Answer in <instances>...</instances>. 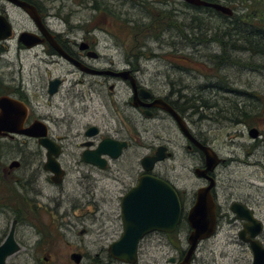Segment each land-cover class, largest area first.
Instances as JSON below:
<instances>
[{"label": "rangeland", "instance_id": "374dc122", "mask_svg": "<svg viewBox=\"0 0 264 264\" xmlns=\"http://www.w3.org/2000/svg\"><path fill=\"white\" fill-rule=\"evenodd\" d=\"M39 1L52 14L49 20L54 27H63L55 13L66 15L70 8L77 11L80 6L78 0ZM140 1L152 4V0ZM168 1L166 7L154 4V14H158L159 25L164 27L159 32L139 26L135 29L133 22L139 21V16H146L139 15L134 9H130L133 14L129 16L132 18L129 22L126 15L117 20L108 19L116 24L108 29L116 37L107 39L98 47V52L104 56L106 65L112 59L121 69L127 66L124 56H138L139 60L132 62L141 70L138 79L154 90L155 95L165 96L171 89L179 90L182 99L193 108L187 111L195 121L194 124L188 123L189 129L193 134L200 132L224 160L214 170L213 178L216 182L215 202L228 218L218 221L215 234L200 243L193 264H251L252 252L237 236L239 225H231L228 219L233 216L229 205L239 202L250 208L264 224V56L251 55L248 50L230 48L228 51V47L222 49L219 42L221 40L225 46L232 44L223 37L224 31L232 27L234 20L248 13V6L254 3L251 1H255L258 10L261 8L262 11L264 0H229L226 7L232 14L226 19L211 9H199L179 0ZM6 7L14 19L17 33L32 27L25 14L9 4ZM163 12L168 14L165 13L166 18L161 20ZM83 13L85 11L66 17H72L70 22L75 23L88 16ZM115 27L119 28L117 32ZM233 43L240 45V42ZM9 54L0 64V81L10 78V84H25L27 92L35 98L32 102L34 116L44 119L53 134L66 139L65 149L69 146L66 136L68 141L80 140L83 130L90 124L98 126L101 135L119 138L129 134L131 138L130 147L102 172L75 170L76 158L65 155L62 163L68 166H64L66 177L61 186L52 188L56 202L49 205L46 197H40L41 206L36 215L24 216L16 227L20 251L10 257L7 264H73L70 260L72 253L83 256L81 264L108 262L107 247L122 232L118 201L141 175V158L149 153L150 147L155 149L159 144L167 146L172 156L159 163L153 172L179 191L185 211L189 209L194 193L205 182L193 174L198 158L187 152V141L170 119L149 120L137 116L136 131L129 132L123 116H118L119 107L111 101L116 100L123 108L130 94L123 82L108 80L109 84H115L112 96L107 87L99 96L88 94L86 86L70 82L81 79L77 73L67 74L71 67L63 61L52 64L48 59L44 61L42 49L41 59L36 50L17 53L16 47H11ZM220 55L225 63L218 69L215 61H221L218 60L222 59ZM53 77H60L64 84L58 94L50 97L46 84ZM78 89L85 95L82 101L76 95ZM260 104H263L261 110L258 109ZM258 110L259 115L255 112ZM242 113L246 114L243 118ZM70 122L72 128L68 130ZM251 128L260 131L262 140L261 136L254 140L248 135ZM78 134L81 135L79 138ZM18 142L21 145L13 144L20 145L22 150L35 148L32 141L23 144L19 139ZM18 155L9 153L8 158L19 161ZM24 161L26 165V157ZM27 169L28 166L19 170ZM43 193L48 195V188H43ZM13 219L10 210H0V243ZM179 230L183 250H186L189 226L184 218ZM260 240L263 243V238ZM171 257H177L176 251L166 245L165 239L157 237L151 244H145L137 264H168Z\"/></svg>", "mask_w": 264, "mask_h": 264}, {"label": "flooded vegetation", "instance_id": "af4514ba", "mask_svg": "<svg viewBox=\"0 0 264 264\" xmlns=\"http://www.w3.org/2000/svg\"><path fill=\"white\" fill-rule=\"evenodd\" d=\"M20 1L26 2L35 8L36 12L38 13L40 17V24L36 25L31 21L32 22L31 28L26 29V30L24 29L23 31H20L17 33L14 28V19L11 15H9L6 4L11 5L16 10L21 11V13L23 14H25V12L21 8L16 7L8 3L7 1L0 0V18H4L8 22L10 29H11V35L7 37L6 39H3L0 41V64L1 62L5 61L7 56L8 57L10 56L9 53H10L11 47H16L17 53L19 52L29 53L30 51L36 50V53L38 54L37 56L39 59H41L40 49H42L45 55L44 61L48 59V62H51V64L53 62L63 61L66 65L71 67V70H68L67 74L77 73L81 79L77 81L72 79L70 82L73 83L74 85L86 86L87 90H89L88 94H95L99 96L101 95L105 87H107L108 93H111L109 95L112 96V94H114V91H115V84L114 83L109 84L108 80L113 81L115 83L123 82V84L127 86L128 91L130 93L127 100L124 103L123 108H121V106L116 103V100L112 99L111 101L112 103H115V106L119 107L118 112H117L118 116L119 115L123 116V119L127 123L129 132L136 131L135 123H136L137 116H140L141 118H145L149 120L159 119V118L160 120H164L165 118H167V119H170L176 125V122L173 116L170 113H168L166 110L159 107V103H160L159 101H162L163 103L170 106V108L178 116H180V118L186 124L188 131L190 132V134L196 141H198L203 146L207 145L212 149V147L208 144L207 140L203 138L200 132L193 134L191 130L189 129L188 123L190 122L191 124H194L195 121L193 120L192 114L188 113L187 111L192 110L193 108H191L187 104V102L182 99L183 96L179 90L174 91L173 89H171V91L165 96L155 95L154 90H151L144 84L140 83L138 79V75L140 74L141 70L133 65L134 62H137L139 60L138 56L137 57L136 56H133V57L124 56V62L127 64V66L121 69L115 66L112 59L108 60L107 61L108 64L106 65L104 56L99 54L98 52V47L104 44L107 39L113 40L116 37L114 36V33L112 34V32L108 30L111 28V26H116V24L114 22L110 23L108 19L117 20L120 18L121 15H126V20L127 22H129L132 19L129 16L133 14L130 9H134L135 11L138 12L139 15L144 14L146 16L145 18L143 16L142 17L139 16L140 17L139 21H137V19L136 20L133 19V21L135 20L133 22L135 29L137 28V26H139L141 28L149 29L152 32L153 30L158 31L157 29L161 27L159 25L160 24L159 19L156 18L158 14L157 13L154 14L155 7H156L154 6V4L155 5L159 4L160 7H166L169 3L168 0H152L151 2L153 5L150 2L148 3L146 1H140V0H78V5L80 6L77 11L72 10V8H70L69 14L61 15L60 12L55 13L54 16L58 17L62 21L61 23L63 27H54L52 25V22H50L49 20L52 14L48 12L46 7L40 5V3H42L41 1L39 0H20ZM219 3L220 4L225 3V4H222L224 6H227L226 4H228V2L223 1V0L219 1ZM127 5H129L128 8H127ZM196 8L203 9L205 7H196ZM205 9H211V8H205ZM211 10L213 12H216L213 9ZM80 11H85V13L83 14H88V16L79 18V20L75 23L70 22L72 17L71 18L66 17L67 15L72 16L73 13L78 14ZM165 13L168 14V12H163L164 16L163 15L160 16L161 20L166 18L167 14ZM145 19H146V22H145ZM118 29H119L118 27H115L114 29L115 32H117ZM25 32L35 36L36 40H38L40 43L30 48L25 46L24 42L19 39L20 34L25 33ZM48 37L52 38V40L56 43L59 49L65 54L66 58H64L63 56H61L60 54L56 52V50L50 45ZM54 59H57V60L54 61ZM10 81H11L10 78L7 80L2 79L0 81V97H7L12 100L18 101L26 107V118L24 120L22 129L28 128L32 123L36 121H40L46 126L47 138L52 143H54L59 149V153L55 157V159L59 163L62 170L64 171L62 177L59 179V181H57L56 176L53 173L45 169V164L47 161V157H46L47 149L40 144L39 138L29 137V136H25L21 134H16V133H4V132L0 133V210L2 209L10 210V212L13 214L14 219L11 222L8 233L12 227V224L15 223L14 237L16 240V232H17L16 227L24 219V216H26L27 214L28 216L36 215L37 208H40L41 206V203L39 201L40 197H46L48 199L49 205L56 202V196L52 195L53 193L52 188L55 189L57 186L62 185L66 177V171H65L66 169H64V166L68 167L67 165L62 163L63 159H65L66 157L70 158L69 156H71L72 158L75 157L76 159L73 163L75 170H97L99 172H102L109 168V164L111 161H114L116 159L111 158L109 155H101V158L104 159L105 161V167L101 169L97 165L87 163L84 160V153L95 151L102 141L111 139L116 142L126 143V147L121 152V155H120L121 157L122 153L130 147L131 136L128 134V136L126 135V136L116 138L110 134L101 135V131L99 127L96 125L90 124V125H87L85 129L83 130L81 134L82 138L80 140L77 139L74 142L68 141L69 138L68 136H66L67 142H69V146L67 149H65L64 142L66 139L62 138L61 136L53 134L49 126H47V124L45 123L44 119H42L38 115L34 116V112L32 110L33 108L32 102L35 99L34 95H30L27 92V88L24 83L23 84L19 83L18 85H14V84H10ZM55 81H58L56 86L52 84ZM63 84H64V80H62L60 77H53V78L48 79L47 84H46L47 95H49L50 97H53L56 94H58ZM51 86H52V89L55 90L53 94L49 92ZM78 91L79 92L76 93V95L80 97L79 101H82L85 95H83V92L81 90L78 89ZM175 94L177 95L175 96ZM70 128H72L71 122H70V126L68 127V130H70ZM93 131H95V134L88 135L89 132H93ZM179 132L184 137V139L187 141V144L185 145V149L187 150V152H189L190 154L196 155L198 158L199 163L195 165L193 169L197 167L203 169L204 162H205L204 154L194 144H192L183 135V133L180 130ZM81 135L78 134L77 135L78 138ZM259 136H261V138L260 137L258 138L262 140V135L260 134V131H259ZM19 139H21L23 144H25L26 142L32 141L35 145V148H33L32 150L29 148L25 150L23 148L22 150V148H20L21 144L18 142ZM263 141L264 139L262 140V143ZM13 143H19L20 145L16 146ZM159 148H165V151H164L165 154L166 155L170 154L166 156L165 159L170 158L172 156V153L168 150L167 146L163 144H159L155 147V149L150 147L149 153L145 155L144 157L154 156L156 151ZM67 152L69 154L68 156L66 154ZM9 153L19 154L18 156H20V160L18 161L14 158L9 160L8 158ZM25 157L27 158L26 165L24 161ZM161 162L162 161L157 162L153 170H155L156 166ZM34 164L36 165L35 168L32 167ZM27 166H28L27 170H19L20 168L22 169L23 167H27ZM144 174L146 173L142 169L140 176ZM149 174L156 178L164 180L161 176L156 175L153 171L150 172ZM209 176L213 178L214 177L213 172L209 174ZM202 180H204L205 182L204 186H206L208 184V181L205 179H202ZM164 181L168 182L167 180H164ZM168 183L172 187H174L170 182ZM204 186H201V187H204ZM43 188H46V189L48 188L49 190L48 195L43 193ZM131 188L132 187H130L127 190V192ZM214 188L211 190V195L215 202L216 198H215ZM174 189L176 190L178 194L181 207H182L180 222H179L178 227L176 228L177 230L172 234H166L162 232H151L139 242L138 249H137V254L139 255V253L143 250L145 244H151L152 242H154V240L157 237L163 238L166 241V245L169 246L172 250L176 251L177 253V257H171L174 259V262L168 263V264H178L184 256L185 250H183V242L180 238L179 226L183 218L186 221L187 212L194 204L195 194H196L195 192L194 198L191 202V206L189 207L187 211H185L181 195L175 187ZM127 192H125L124 195ZM121 198L118 201V207H119L118 217L120 221H121V207H120ZM231 204L229 205L230 211H231L230 209ZM25 207L27 208V210H25ZM231 213L233 216L232 218H229L228 220L231 222V225L235 227L239 225L237 236L240 239L239 232L244 228L246 223L244 221L238 220L232 211ZM215 214H216V219H217V225H218V221H221V219L228 218L227 213L221 212V209L218 208L216 202H215ZM253 216H254V213H253ZM263 227H264V224H263ZM121 228H122V222H121ZM82 233L83 231L81 232V234ZM262 238L264 241V230L259 234V236L257 237V240L260 242L261 241L260 239ZM240 240L243 243L247 244L250 248V245H249L250 236L248 233H246L243 236V239H240ZM107 257L110 260L108 262H105L104 264L120 263L116 261L115 259H113L109 254ZM82 259H83V256L81 255V261L79 263H75L74 261H72V259L70 260L73 262V264H81ZM194 262H195V256L193 255L191 264H193ZM89 264H102V263L101 262H91Z\"/></svg>", "mask_w": 264, "mask_h": 264}, {"label": "water", "instance_id": "95a60500", "mask_svg": "<svg viewBox=\"0 0 264 264\" xmlns=\"http://www.w3.org/2000/svg\"><path fill=\"white\" fill-rule=\"evenodd\" d=\"M4 1L21 8L36 25L40 24L37 12L32 5L20 0ZM181 1L190 6L211 8L226 15L232 14L231 9L220 3H210L204 0ZM10 35L11 29L8 22L4 18H0V41ZM19 39L28 48L40 43L35 36L26 32L20 34ZM48 40L56 52L66 58L52 38L48 37ZM57 83L58 81H55L52 84L56 86ZM49 92L51 94L55 92L52 86ZM159 102V107L173 116L179 130L202 151L205 157L204 168L193 170V174L199 179L207 180L208 184L196 191L194 204L187 212L186 222L190 227L186 238L187 249L182 260L178 263L191 264L192 257L200 243L212 237L216 232L215 202L211 195V190L216 182L209 174L214 172L215 167L221 160L214 150L203 146L192 137L186 124L170 106L162 101ZM25 118L26 107L22 103L7 97H0V133H16L39 138L40 144L47 149L45 169L53 173L59 181L64 171L55 159L59 153L58 147L47 138V128L42 122L36 121L28 128L22 129ZM93 134H95V131L88 133V135ZM248 135L255 140L259 137V131L256 128H251ZM125 147L126 143L107 139L102 141L95 151L85 152L84 160L103 169L105 161L101 158V155H109L111 158L117 159ZM164 151L165 148H159L154 156H146L140 160V165L146 174L140 176L137 183L121 198L122 233L119 239L112 242L107 248L108 254L120 263L136 264L138 262V244L145 235L151 232L171 234L179 225L182 207L176 190L168 182L149 174L153 171L157 162L163 161L166 156L170 155H166ZM230 209L238 220L246 223L244 229L239 233V237L243 239L246 233L250 236L251 264H264V246L257 240L259 234L264 230L263 224L253 216L250 209L241 203L233 202ZM14 225L15 223L12 224L8 235L0 244V264H7V260L20 251V245L14 237ZM70 259L75 263H79L81 255L74 253L70 256ZM173 262V258L168 261V263Z\"/></svg>", "mask_w": 264, "mask_h": 264}, {"label": "trees", "instance_id": "16d2710c", "mask_svg": "<svg viewBox=\"0 0 264 264\" xmlns=\"http://www.w3.org/2000/svg\"><path fill=\"white\" fill-rule=\"evenodd\" d=\"M205 1L211 2V3H219V1L221 0H205ZM223 1L228 2L229 0H223ZM251 2H254V3L248 6L247 8L248 13L245 14V16L242 18L238 17L237 20L233 21L232 27L231 28L228 27V30L224 31L225 34L223 35V37H225L229 41H232V44L225 46L226 44L225 43H224L225 45L222 44L221 40L219 43L221 44L222 49L223 47L225 49L228 47V51L230 48L233 50H236V49L248 50L250 51L251 55L252 54L253 55L263 54L260 56H264V9L262 11H261V8L260 10H258L259 6H256L257 4H255V1H251ZM224 18L226 19V17ZM163 28L164 27L157 29L158 30L157 32L161 31ZM153 31L155 32V30ZM235 41L240 42V45L236 46L235 43H233ZM225 55H226V51H224V56ZM219 57L222 58V59H218L221 61L219 62L215 61V64L217 65L216 68L218 69L225 63V60H223V56L220 55ZM262 106L263 104L260 107H258V109L261 110ZM260 110L255 111V112L259 115ZM252 112H250V114H252ZM245 115H246L245 113H242V118Z\"/></svg>", "mask_w": 264, "mask_h": 264}, {"label": "bare ground", "instance_id": "6f19581e", "mask_svg": "<svg viewBox=\"0 0 264 264\" xmlns=\"http://www.w3.org/2000/svg\"><path fill=\"white\" fill-rule=\"evenodd\" d=\"M216 13H219V14H221V15H224L225 17L230 16V15H226V14H223V13H221V12H217V11H216ZM37 15H38V13H37ZM38 17H39V15H38ZM28 18H29L30 21H32V22L35 24V22H34L30 17H28ZM39 20H40V17H39ZM166 105H167V104H166ZM178 117H179V116H178ZM180 119H181V118H180ZM174 120H175V119H174ZM181 120H182V119H181ZM182 121H183V120H182ZM175 122H176V120H175ZM183 122H184V121H183ZM176 125H177V123H176ZM177 127H178V126H177ZM206 147H209V146H206ZM209 148H210V147H209ZM214 152H215V151H214ZM215 153H216V152H215ZM216 155H217V154H216ZM217 156H218V155H217ZM218 158L221 160L220 163L218 164V165H220L221 163L224 162V160L221 159L219 156H218ZM204 159H205V157H204ZM204 163H205V162H204ZM218 165L215 167V169L218 167ZM197 169H201V168H198V167H197V168H195L194 170H197ZM215 216H216V214H215ZM181 220H182V219H181ZM216 220H217V219H216ZM188 226H189V225H188ZM217 227H218V225L216 224V230H217ZM243 229H244V228H243ZM243 229H242V230H243ZM176 230H177V229H176ZM176 230H175V231H176ZM189 230H190V227H189ZM242 230H241V231H242ZM175 231H174V232H175ZM241 231H240V232H241ZM174 232H173V233H174ZM240 232H239V233H240ZM171 234H172V233H171ZM188 234H189V232H188ZM147 235H148V234H147ZM147 235H145L142 239H144ZM142 239H141V240H142ZM141 240H140V241H141ZM169 240H170V239H169ZM140 241H139V242H140ZM260 243L264 246V241H263V243H262V242H260ZM170 259H171V258H170ZM168 261H169V260H168ZM191 262H192V261H191Z\"/></svg>", "mask_w": 264, "mask_h": 264}]
</instances>
